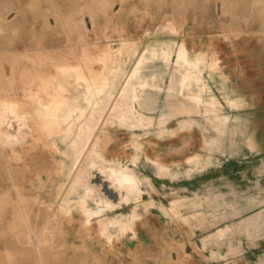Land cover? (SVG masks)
I'll use <instances>...</instances> for the list:
<instances>
[{"label": "rangeland", "instance_id": "374dc122", "mask_svg": "<svg viewBox=\"0 0 264 264\" xmlns=\"http://www.w3.org/2000/svg\"><path fill=\"white\" fill-rule=\"evenodd\" d=\"M122 7L0 0V128L15 141L0 135V264H37L15 241L21 185L33 229L54 220L47 264H264V0ZM45 68L57 127L42 139L27 92ZM17 115L32 118L24 141Z\"/></svg>", "mask_w": 264, "mask_h": 264}, {"label": "bare ground", "instance_id": "6f19581e", "mask_svg": "<svg viewBox=\"0 0 264 264\" xmlns=\"http://www.w3.org/2000/svg\"><path fill=\"white\" fill-rule=\"evenodd\" d=\"M109 1V0H108ZM129 0H121V6L125 7L126 8V4L128 3ZM115 2V1H114ZM118 2V1H117ZM111 4V3H110ZM110 4H108L110 6ZM224 2H222V6H224ZM122 7V8H123ZM128 7V6H127ZM220 8V7H219ZM223 8V7H222ZM56 11V10H55ZM82 11V10H81ZM122 12V11H121ZM95 13V12H93ZM108 14V13H107ZM106 14V15H107ZM121 16V15H120ZM119 16V18H120ZM108 18V17H107ZM118 18V19H119ZM72 20V19H71ZM73 21V20H72ZM80 21V20H79ZM126 21H127V18H126V14L125 15H122V19H121V26L123 28L126 27ZM62 22V21H61ZM2 25V24H1ZM65 28V27H64ZM80 28L83 30L84 29V25L81 24L80 25ZM177 31V30H176ZM57 32V31H56ZM68 34V33H67ZM85 32L84 33H81V34H78L76 37L78 39L79 42H82L85 40ZM87 42V41H86ZM82 44V43H81ZM86 45V44H85ZM74 47V46H73ZM84 49L82 48L81 50H78L77 54L78 56H75L74 54H70L72 55L71 56V60L72 62L70 63V65L72 67H75L77 68V66H79V63L76 61V58H80L81 62L80 63H83V58L82 56L84 55ZM106 54L104 51H101L99 56H98V59L100 61V64L102 65L103 67V64L105 62V59H106ZM3 62V61H2ZM30 62V61H29ZM85 63V62H84ZM24 65V64H23ZM28 65V64H27ZM32 65V64H31ZM3 66V65H2ZM33 66V65H32ZM54 69H55V72H56V68L57 66L56 65H53ZM48 68V67H47ZM45 68L44 70V73L41 74V77H42V84L38 85L36 89H34L32 92H27V96L29 98L28 100V103H32L34 102L35 104L39 105L41 108H43L45 110V113L44 114H40V113H36L35 115V122L38 120H40L41 124L39 125H35L36 128L38 129V132L41 136L42 139H46L47 136H46V131L48 133H52V131L57 127V122H56V119H54V117H51L49 115V108L50 106L52 105V101L50 100H47V98H44L43 95H44V92H45V87L46 86H49V73L47 72L48 69ZM3 71V70H2ZM22 71V70H20ZM52 71V70H51ZM100 72H93L92 69H88V68H85L84 70L81 69V72H80V75L82 78H84L85 80H88L90 79V82L92 83L95 82L94 78L97 77V75H99ZM5 74V73H3ZM103 75V74H102ZM9 76V75H8ZM75 76V75H74ZM60 78V77H59ZM65 78V76H64ZM15 79V78H14ZM64 80V79H63ZM67 80V79H66ZM75 80V79H74ZM73 80V81H74ZM41 81V80H40ZM56 81V80H55ZM60 82V81H59ZM58 82V84H59ZM82 83V82H81ZM85 83V82H84ZM64 84V83H63ZM9 87H10V96H13L15 94H18V95H22V96H26L25 92L29 89V87H26V86H23L22 84H17V83H14L13 81L12 82H9ZM66 85V84H65ZM64 86V85H63ZM50 89V88H49ZM2 90V89H1ZM47 90V89H46ZM52 91V89H51ZM90 91H91V88H90ZM8 94V93H7ZM52 94V93H51ZM2 95V94H1ZM37 96V99L36 98H32V96ZM52 96V95H51ZM3 99V98H2ZM5 100V99H4ZM7 101V99H6ZM27 103V102H26ZM8 106V105H7ZM2 107V106H1ZM11 106L9 105V108ZM7 108V107H4V109ZM3 109V110H4ZM7 110H10L7 108ZM6 111V110H5ZM4 111H2L1 113L3 114ZM1 114V115H2ZM0 115V116H1ZM4 116V115H3ZM95 116V115H93ZM92 116V117H93ZM5 117V116H4ZM16 118V123H15V129H16V135H17V138L16 139H19L21 138V140H25V137L23 136V131L25 132V129H24V124L26 121H28L29 119H32L30 116H26V115H17L15 116ZM37 119V120H36ZM3 120V119H2ZM5 120V119H4ZM107 121V120H106ZM2 122V121H1ZM4 123V122H3ZM110 123V122H109ZM112 124V122H111ZM3 125V124H2ZM7 126V125H6ZM4 127V125H3ZM102 128V126H101ZM8 129V128H7ZM5 129V130H7ZM88 130L87 131V135L88 136H91L95 139L98 140V142L100 143V145L102 146V148L104 149V146H106V144L104 143L103 139L99 138V135H98V131H94L91 127H87ZM3 130V128H0V135H3V136H6L5 140H4V144L5 145H13L15 143V141H12V139H9V137L7 136V132ZM46 130V131H45ZM104 130V129H103ZM27 131V129H26ZM109 134V133H108ZM104 135V134H103ZM11 136V135H10ZM109 136V135H108ZM0 139L2 140V138L0 137ZM77 142H78V145L81 144L83 142V140H80V139H77ZM3 157V156H2ZM20 159V158H19ZM94 160V159H93ZM95 162V161H94ZM77 166V165H74V167ZM105 166V165H104ZM72 168V167H71ZM99 168V167H98ZM97 168V169H98ZM105 168V167H104ZM113 170V169H112ZM101 171V170H100ZM111 172V170H109ZM105 172V171H104ZM107 173V172H106ZM9 174V173H8ZM108 174V173H107ZM101 175V174H100ZM104 175V174H103ZM112 173H110V178H114V177H111ZM11 176V175H10ZM87 176V175H86ZM114 176V175H113ZM9 177V176H8ZM90 177V175H89ZM88 177V178H89ZM11 178V177H10ZM109 178V179H110ZM129 178V177H127ZM116 179V178H115ZM109 181V180H108ZM114 181V180H113ZM11 182V181H10ZM110 182L111 179H110ZM115 182V181H114ZM124 182V181H123ZM135 182V181H134ZM133 182V183H134ZM106 183V182H105ZM113 183V182H112ZM121 183V182H120ZM67 184V183H66ZM123 184V183H122ZM111 185V184H110ZM114 185V184H113ZM121 185V184H119ZM127 185V184H126ZM33 186V185H32ZM57 187V186H56ZM88 187V185H87ZM114 187V186H113ZM121 187H124V186H120ZM15 188V187H13ZM89 188V187H88ZM115 188V187H114ZM58 189V188H57ZM117 189V188H116ZM14 190V189H13ZM16 192H17V196H18V200H17V205L19 206V216H20V222H21V226L22 228L24 229L23 230V234L21 236H16L15 237V241H17L18 243H20L21 245H23V248H21V250H23L25 253H28L30 256H33V258L35 259L36 263L37 264H47L45 262V259L43 257V250L44 249H52L53 246H52V236H51V233L54 231V220L52 218V216L48 219L47 223L39 230V231H35L30 223V220H29V217H28V213L22 208V201H27L28 203L32 204V202H36L37 203V199L35 198H28L25 196V194L23 193V186L21 185L20 187L18 188H15ZM120 190V189H119ZM127 190V189H126ZM58 191V190H57ZM113 192V190H112ZM116 192H114V195H115ZM118 194V193H117ZM123 195V194H122ZM118 196V195H117ZM121 197V196H120ZM115 198V197H114ZM113 198V199H114ZM101 200V199H100ZM113 201V200H112ZM110 201V202H112ZM118 201V200H117ZM38 208V207H37ZM33 210V209H32Z\"/></svg>", "mask_w": 264, "mask_h": 264}]
</instances>
